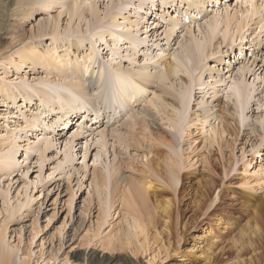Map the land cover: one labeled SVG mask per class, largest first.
Here are the masks:
<instances>
[{"label":"rangeland","instance_id":"rangeland-1","mask_svg":"<svg viewBox=\"0 0 264 264\" xmlns=\"http://www.w3.org/2000/svg\"><path fill=\"white\" fill-rule=\"evenodd\" d=\"M89 2H96L99 10L97 15L87 16V19L82 21L75 19L65 35H73L72 30L74 29L77 31L75 37L95 42L101 51L100 61H103L106 69L121 66L128 70H140L148 67L152 73H166L171 64H175V61L179 62L183 73L179 74L178 78L183 79V84L178 95L180 132L177 137L182 147L185 143L194 141V149L191 153L186 154V158L194 159L207 154L204 149L203 131L198 127L196 116L193 114L200 113L202 106H211L213 112L221 119L218 145L209 155L210 166L205 163L198 164L197 168L191 170L190 175L188 174L181 182L176 195L170 189L157 192V199H160V202L167 199L171 201L170 229L172 233L169 235L170 237L166 234L164 241L166 243L170 241L172 248L176 249L179 247L178 236L183 240L177 255L167 261L157 260L155 264H208V259H206L208 255L207 258L221 256V249L229 248L233 241H238L245 234L247 214L255 211L259 201L264 197L260 191V193L254 194L249 193L248 188L242 190L240 187L241 179L245 176L244 165L248 160L253 157L252 161L255 165H260V163L264 165V142L259 149L260 153L254 156L249 152L248 145L245 158H242L240 151V141L246 130L242 125L245 117L252 116L256 119L263 116L262 124L264 126V3H260V6L262 5L261 14L259 13L260 16L256 14V16L254 10L259 11L258 8L252 10V13L242 15L248 8H242L245 4H237L235 0H89ZM188 8H196L203 13H197L196 9L190 12ZM61 11L63 9H56L52 15L58 17ZM179 14L182 19L177 17L175 20L176 15ZM10 15L14 21L12 10ZM194 15L197 16L194 18L195 21H193ZM41 18L47 19V16L40 13L34 14L24 22V27L17 31L20 34L28 33L29 35ZM61 21L64 27L69 26L68 15H63ZM230 21H232L231 26L229 25ZM173 24H178V26H172ZM78 25L81 27L77 28ZM188 28L190 29L188 30ZM173 30L175 31L173 32ZM111 32L116 35L110 36ZM213 33L216 39L210 42ZM130 38L136 39V42L131 43ZM197 40L202 44H196ZM1 43L0 55L2 57L0 60H5L9 57L6 53L10 41L3 38ZM47 44L50 42L47 41ZM86 45L89 46L88 43ZM191 45L192 48L198 45L205 47L208 45V49L206 48V52L204 51L205 56L202 55L203 51H200L201 54L193 52L190 48ZM63 50L59 49L60 53ZM87 54L86 63H90V49ZM29 66L26 65L17 70L16 65L8 64L4 67L0 61V80L6 79L10 87L16 89V96H18L0 103V115L2 116L0 117V133L11 136L15 131L23 137L19 141V148L16 147L18 149V169L10 178L1 179L0 185L2 189L9 191L10 198L16 197L19 191L24 190L27 184H31V181L39 180L38 177L42 174L40 180H48L47 182L39 183L38 188L32 184V187L29 186L28 194L35 197V202L33 201L31 204L34 208L37 207L38 202L44 201L45 194L40 197L43 185L49 187L51 184L56 185L57 182L61 185L59 191L56 188L51 192L43 212L48 215L53 213L55 208L53 202L60 194L57 203V216L48 228H43V232L33 244V255L29 261L30 264H47V260L43 261L47 256L42 259L41 252L46 253L49 246L56 242L57 238L54 235L57 234V229L62 228L69 209L66 203L70 198V192L67 190L69 182L68 177L63 175L69 166L67 162L72 160L75 169L84 166L89 170L85 179L80 175L81 179L83 178L84 186L75 199L74 214L77 211L76 207H82L83 200L87 197L94 168L99 167L98 164L96 166L94 164L95 154L101 152L98 146L101 133H105L108 143L107 150L102 153L103 157L107 159L106 161L112 160L113 157L116 158L118 173L121 176H133L140 181L145 169L143 163L147 159L141 158L142 156L140 157L134 148L126 153L117 142L115 143L119 132L126 130L123 125L130 119L129 110L114 106L109 108L105 102L103 103L100 98H97L98 85L94 83L98 79L97 77L92 84L95 89L93 105H91L92 111L86 115L82 114L84 110L81 108L84 102H77L72 106L77 114L72 117V121H74L72 125L71 120H68L71 115L62 117L65 112L58 111V101H44L41 97L42 93L39 91L30 92L28 94L30 100H25L23 98L25 92L18 93L17 90L21 89V85H25L28 89L45 88L53 94L65 93L75 97L64 88L70 85V79L67 81L59 79L55 84H51L48 72H45L40 66ZM117 71L128 78H140L125 74L120 70ZM171 78L176 79L177 77L171 75ZM240 89L243 90L242 93ZM156 90V86L144 90L147 97L137 105V108H149L146 104ZM216 92H220V94L215 96ZM201 101L208 102V104L199 106L198 103ZM239 102L243 108L237 109L236 104ZM65 111L69 113V105ZM23 113L27 114V118ZM30 119H37V123L33 127L27 124L31 121ZM81 119L84 121L77 122ZM216 121L215 117L212 123L214 124ZM75 122H77L76 125ZM216 123L218 125L219 121ZM82 125L84 126L82 127ZM24 127L28 128L23 129ZM185 128H191L194 131L192 137L188 136L187 131L184 133ZM223 128L226 133L222 132ZM234 128L238 129L239 143L236 146L232 143L236 136L232 134L234 136L231 137L229 131L230 129L233 131ZM262 133L264 134V131ZM46 141L52 142V145L46 151L44 160H41L38 153H33L28 161H24L26 154L29 153V148L38 142L43 144ZM2 149L8 151V148L3 147ZM85 151L88 153L85 154ZM84 155L87 156L86 160H84ZM226 161H228L227 176L222 168ZM216 165H219L220 168H217ZM75 176L72 177L73 187L76 185L75 179L78 178ZM247 200H250V207H244ZM155 201L158 200H153L154 205H156ZM214 201L215 203H213ZM2 202H0L1 205ZM212 203L213 207H210ZM116 206L111 211L108 223L100 229L101 234L99 233V235L101 236L92 240L94 245H91L90 249L93 248L97 253L101 254L103 251L101 241H105L108 237L111 238L117 234L118 231L127 228L126 212L121 210L119 204ZM83 209L89 212L93 210L90 217L94 222L92 230L97 229L98 208L93 205L88 208L85 206ZM156 218L159 224L164 225V219H160L158 214ZM24 223L30 226L31 221L27 218ZM40 223L45 227L47 217L41 215ZM89 226L90 223L81 232L79 239L72 243L69 242L64 251L83 252L88 242L82 239L87 236ZM16 227H20V225ZM177 228L179 229L178 234L176 233ZM88 235L92 237V234ZM43 239L45 240L43 241ZM28 245L29 243L25 244L26 247ZM104 252L119 257V260L112 264H130V258L135 264H148L151 259L149 253L144 252L138 253L137 258L133 257L131 249L122 244H118L112 251L105 250ZM62 260L63 258L58 263ZM74 261L75 264L81 262L76 259Z\"/></svg>","mask_w":264,"mask_h":264},{"label":"bare ground","instance_id":"bare-ground-1","mask_svg":"<svg viewBox=\"0 0 264 264\" xmlns=\"http://www.w3.org/2000/svg\"><path fill=\"white\" fill-rule=\"evenodd\" d=\"M260 3L262 4L264 1L245 0L237 4H245L242 8H248L242 15L244 13L245 15L246 13H252V10L256 8L259 11L254 10V15H259L262 6H260ZM56 9H63L58 17L52 15ZM193 9L196 8H188V11L191 12ZM11 10L15 18L14 21L10 15ZM97 10L98 6L96 2L90 3L89 0H0V46L2 45L1 40L3 38L10 41L6 53L9 57L8 59L0 60L2 61V66L6 67L8 64H14L17 70L26 65H30L29 67L40 66L45 72L50 74L51 84H55L59 79L65 81L70 79V85L64 88L75 97H71L65 93L53 94L45 88H40L39 90L28 89L25 85H21V89H17L18 93L25 92L23 98L30 100L28 94L39 91V93H42L41 97L44 101H58V111L65 112L62 117L71 115L68 120H71L73 125L74 121H72V117L77 116V114L72 109V106L77 102H84L81 108L84 110L82 114L86 115L92 111L91 105H93L92 99H94L93 93L95 90L92 84L93 80L97 77L98 79L94 82L98 85V89H96L97 98H100L103 103L105 102L109 108L114 106L115 108L129 110L130 119L123 125L126 130L119 132L115 143L117 142L126 153L131 148H134V151L139 153L140 157L142 156L141 158L147 159L143 163L145 169L140 181L133 176H121L118 173L116 158L113 157L112 160L106 161L107 159L103 157L102 153L107 150L108 143L105 133H101L100 142L98 143L101 152L95 154L96 161L94 164L95 166L98 164L99 167L94 168L87 197L83 200L82 207H76L77 211L74 214L75 199L84 186L83 178L81 179V177L85 179L89 170L84 166L75 169L72 165V160H69L67 162L69 166L63 173L64 177H68L69 182L67 190L70 192V198L66 202L69 208L68 213L62 224V228L57 229V234L54 235L57 238L56 242H53L49 246L46 253L41 252L42 259L44 256H47L43 260L44 262L47 260V264H75V259L80 260V264H112L118 261L119 257H114L104 251H112L118 244H122L127 245L131 249L133 257L137 258L138 253H149L151 259L148 264H155L157 260L167 261L174 255H177L183 239L178 236L179 247H176V249L172 248L170 241L168 243L164 241V236L166 234L169 236L172 233L170 229V221L172 220L171 201L167 199L160 202V199H157V192L170 189L176 195L181 182L188 174L190 175L191 170L197 168L198 164L205 163L210 166L211 159L209 155L212 154L218 145L221 119L213 112L211 106H202L200 113L193 114V116H196L198 127L203 131L202 136L205 139L204 149L207 151V154L205 156H197L194 159L186 158V154L191 153L194 149V141L185 143L182 147L177 137L180 132L178 95L183 84V79L181 77L178 78L179 74L183 73L179 62L175 61V64H171L166 73H152L148 67L141 68L140 70H128L121 66L106 69L103 61H100L101 51L95 42L90 39L75 37V32L77 31L74 29L72 30L73 35H65L67 29L72 27L71 23L75 19L82 21L86 20L87 16L94 17L99 12ZM196 12L199 14L203 13L199 12L198 9H196ZM36 13L46 15L47 19L41 18L37 26L33 27L34 29L32 28L29 35L28 33L20 34L17 30L24 27V22ZM65 14L69 16L70 20L69 26L66 27L62 23L63 20L61 21V17ZM177 17L181 18V15H176L175 20H177ZM194 18H197V16H193V21H195ZM80 23L82 25V22ZM231 23L232 21L229 22L230 26ZM172 26H178V24H173ZM80 27L79 25L77 26V28ZM114 35L116 34L110 33V36ZM211 36L213 37H210V42L216 39L214 38V33ZM130 40L131 43L136 42L134 38H130ZM47 41L50 44H47ZM192 43H194L193 40ZM196 44H202V42L197 40ZM207 47L198 45L192 48L191 45L190 48H192L193 52L201 54L202 52L200 53V51L206 52ZM59 49L64 50L60 53ZM89 49L91 61L90 63H86ZM205 52L202 55L205 56ZM1 57L2 55H0ZM117 70L128 75L139 76L140 78H128ZM171 75L176 76L178 79H172ZM153 86H156L157 90L146 104L149 108H137V105L147 97L144 90ZM121 87L123 88L121 89ZM240 91L242 93L243 90L240 89ZM16 93V89L10 87L6 79L0 80V103L18 97ZM219 94L220 92H216L215 96ZM206 104L208 102L205 101L198 103L199 106ZM68 105L70 107L69 113L65 111ZM241 105L240 102L236 104L237 109L243 108ZM29 111L32 112L31 109ZM23 114L27 118V114ZM0 117L2 116L0 115ZM215 117L219 121L218 125L217 121L214 124L212 123ZM30 120L27 124L33 127L37 123V119ZM262 120L263 116H259L256 119L252 116H246L242 122V125L246 129L240 141L242 158H245L247 154V145L250 148L249 152L253 156L260 153L259 149L264 142ZM80 121L84 120H77V122ZM77 122H75V125ZM27 128L24 127L23 129ZM237 130L235 128L233 131L232 129L229 130L231 137L236 136L235 140L232 141L234 146L239 143ZM183 131L184 133L187 131L189 137H192L194 133L191 128H185ZM222 132L226 133L225 128L222 129ZM21 139L23 137L15 131L11 136L0 133V181L3 178H10L17 171L19 165L17 161V148H19L18 145H20L19 141ZM51 145L52 142L49 141L43 144L38 142L35 146L28 149L29 153L26 154L27 156L24 161H28L33 153H38L41 160H44V155ZM3 147L8 148V151H4ZM87 153L85 151V154ZM86 158L87 156L84 155V160ZM252 160L253 157L244 165L245 176L241 179L240 187L242 190L248 188L249 193L256 194L262 192L264 195V165L262 163L255 165ZM216 166L220 168L219 165ZM227 167L228 161L222 165L225 176L228 175ZM73 175L78 177L75 179V187L77 189L72 186ZM42 176L40 174L38 178L41 179ZM40 179L31 181V184L35 188H38L39 183L42 184L48 181ZM31 184H25L26 188L19 191V194L12 198L9 197V191L2 189L0 185V202L3 201L2 205L0 204V264H30L29 261L33 255V244L40 233L43 232V228H48L57 216V203L59 202L58 198L60 194H58V197L53 202V206L55 207L53 213L48 215V213L43 214V212L51 192L56 190V188L59 191L61 188L59 182L56 185L53 184L55 185L53 188H51L52 184L49 187L43 185L40 197L45 194L44 201L38 202L35 208L31 206L35 197L31 196L32 194L30 193V195L28 194ZM154 199L159 201H155L156 205H154ZM213 203L210 207H213ZM249 203L250 200H247L244 207H250ZM116 204L121 206V210L124 213L126 212L125 215L128 220L127 228L123 229V231H118L113 237H108L109 239L101 241L103 251H101V254L97 253L93 248L90 249V246L94 245L92 240L101 236L99 235L100 229L108 223L111 211H113V208L115 209ZM93 205L98 208L96 222L98 227L94 230H92L94 222L90 218L93 210L89 212L88 210H84L85 208L83 209L85 206L88 208L90 206L93 207ZM79 210L81 211L79 212ZM157 214L160 219H164V225L157 222ZM41 215L47 217L45 227L40 223ZM247 217L244 228L245 234L238 241H233L229 248L225 247L221 249V256L207 258L208 255L206 257L208 264H264V197L259 201L255 211L249 212ZM27 218L31 221L30 226L24 223ZM67 218L69 219L68 222ZM89 223L90 229L89 231L87 230V236L82 239L88 242L86 245L83 244L86 246L85 250L80 253H72V250L68 252L64 251L69 242L72 243L79 239L81 232L85 230ZM18 225L20 227H16ZM178 230L177 228V232H174L178 234ZM88 234H92V237ZM26 235L28 236L26 237ZM27 243L29 245L26 247L25 244ZM249 254H251L250 257H248ZM61 258L63 260L58 263ZM130 261V264L134 263L131 258Z\"/></svg>","mask_w":264,"mask_h":264}]
</instances>
